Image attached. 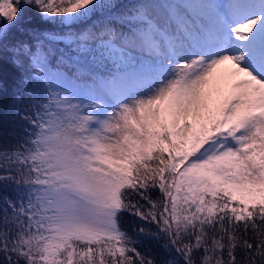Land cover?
<instances>
[{
	"label": "snow or ice",
	"instance_id": "obj_1",
	"mask_svg": "<svg viewBox=\"0 0 264 264\" xmlns=\"http://www.w3.org/2000/svg\"><path fill=\"white\" fill-rule=\"evenodd\" d=\"M8 121L0 264H264V0H0Z\"/></svg>",
	"mask_w": 264,
	"mask_h": 264
},
{
	"label": "trees",
	"instance_id": "obj_2",
	"mask_svg": "<svg viewBox=\"0 0 264 264\" xmlns=\"http://www.w3.org/2000/svg\"><path fill=\"white\" fill-rule=\"evenodd\" d=\"M26 18L27 20L31 21V27L37 29L38 31H44V32H59L60 27L59 25L51 24V23H44L40 21L39 19H33V13L31 10L26 13ZM84 25H82L80 22H78L76 25L72 26L71 31L76 32L80 30ZM14 35L18 36L19 38L22 39H29L27 36L20 37L19 33L14 32ZM59 51L57 52V55H59L60 52H63L65 55H69V52L65 45L63 43L55 46ZM6 80H7V86H8V91L5 95L4 98V105L5 107L8 104V101L12 95V92L15 87V83L18 80V73H16L14 70L9 69L7 74H6ZM14 127V124L12 121H8L7 123L0 125V131H11L12 128ZM16 132H20V128L18 125L16 126ZM158 195V192H153L152 196L153 198H156ZM134 221V218L128 216L125 214L124 217H122L121 221V226L125 228L129 234H133V229H132V223ZM137 224H139V221H136ZM163 241H157V240H148L145 241L144 244L140 247V251H145V250H151V252L156 255L157 257H165L167 258V253L162 247Z\"/></svg>",
	"mask_w": 264,
	"mask_h": 264
},
{
	"label": "rangeland",
	"instance_id": "obj_3",
	"mask_svg": "<svg viewBox=\"0 0 264 264\" xmlns=\"http://www.w3.org/2000/svg\"><path fill=\"white\" fill-rule=\"evenodd\" d=\"M230 68H231L230 65H223V66H220V68L217 69V73H218V74H220V73H225V72H227Z\"/></svg>",
	"mask_w": 264,
	"mask_h": 264
}]
</instances>
